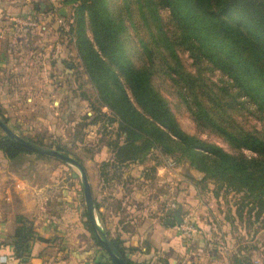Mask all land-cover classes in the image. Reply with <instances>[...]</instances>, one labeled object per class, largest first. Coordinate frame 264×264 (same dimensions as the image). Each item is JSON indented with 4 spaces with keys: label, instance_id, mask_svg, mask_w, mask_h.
I'll use <instances>...</instances> for the list:
<instances>
[{
    "label": "trees",
    "instance_id": "obj_1",
    "mask_svg": "<svg viewBox=\"0 0 264 264\" xmlns=\"http://www.w3.org/2000/svg\"><path fill=\"white\" fill-rule=\"evenodd\" d=\"M62 3L72 7L68 33L97 102L111 112V123L117 122L115 139L109 143L112 163H141L157 151L200 173L199 183L212 182L251 200L245 215L259 222L264 214V128L251 131L243 121H264V0ZM39 8L21 7L19 13ZM181 54L191 60L192 71L185 68ZM214 73L216 81L210 79ZM161 88L189 113L199 131L218 137L230 151L184 132ZM0 121L7 126L1 110ZM22 139L69 155L60 146ZM0 153L13 169L22 168L30 156L46 158L2 131ZM95 207L98 211L97 203ZM236 213L242 219V209ZM84 216L93 242L101 248L86 211ZM16 224L11 247L15 259L21 260L30 256L31 243L38 237L28 219L18 216ZM110 243L125 264H137L123 241L114 238ZM106 258L102 264H114Z\"/></svg>",
    "mask_w": 264,
    "mask_h": 264
},
{
    "label": "crops",
    "instance_id": "obj_2",
    "mask_svg": "<svg viewBox=\"0 0 264 264\" xmlns=\"http://www.w3.org/2000/svg\"><path fill=\"white\" fill-rule=\"evenodd\" d=\"M19 8L0 5V110H4L7 126L16 135L40 140L44 138L36 133L46 123L45 112H50L56 100L60 102L59 95L71 90V79L78 72L66 61L64 51L52 58L58 46L56 23H45L47 32L15 28L11 17L31 14H20ZM161 159L163 163L154 167L158 181L151 185V193L157 200L148 205L153 211L150 216L130 214L121 219L92 195L93 203L98 204L97 221L109 242L114 238L123 241L129 258L137 264H249L243 252L231 248L222 229L216 230L204 213L196 214L198 232L189 241L179 236L177 225L166 224L162 206L168 193L176 195L177 209L172 215H181L203 196L199 183L202 175L187 164L184 169L179 165L169 169L163 156ZM23 166L11 168L0 153V257L13 254L11 243L18 216L31 221L39 239L31 243L29 257L0 264L106 263V253L95 245L86 227L78 185L26 183V177L20 175Z\"/></svg>",
    "mask_w": 264,
    "mask_h": 264
},
{
    "label": "rangeland",
    "instance_id": "obj_3",
    "mask_svg": "<svg viewBox=\"0 0 264 264\" xmlns=\"http://www.w3.org/2000/svg\"><path fill=\"white\" fill-rule=\"evenodd\" d=\"M62 1L0 0V5H5L8 8L40 6L38 10L31 13L36 16L41 15L43 11L55 10V13L59 15H56L50 23H54L55 20L62 17L60 15V11H62L65 13L66 19H60L66 21L69 30L70 26L73 27L72 7L63 5ZM162 15L165 16L166 13H162ZM66 48L71 53L66 61L74 66L78 73L71 79L73 82L71 90L67 94H58L60 102L56 100V104L50 106V112H45L46 125L43 124L36 134L42 135L44 139H40V141L46 146H60L69 153L68 156L76 157L81 161L94 199L98 198L101 204L108 206V212L119 213L121 219L127 218L130 214H140L141 217L143 215L150 216L153 211L148 210V205L150 201L157 200L151 193L153 189L151 185L158 181L154 167L163 163L162 155L157 151H152L141 163L124 165L112 163L109 143L115 139L117 122L111 123L113 115L97 102L96 91L81 67L74 44L67 42ZM180 57L185 68L192 71L191 60L187 54H181ZM210 79L216 81L218 74L210 75ZM160 91L168 100L169 106L184 132L215 144L225 151H230L218 137L199 131L189 113L179 105L167 89L161 88ZM58 103L59 105H57ZM1 112L4 115L3 109ZM39 114L42 117L44 110L39 111ZM48 114L49 119L47 120ZM91 120L97 122L89 124ZM243 123L245 128L251 131H259L264 128V121H257L253 118H248ZM65 145L66 148H64ZM245 155L248 156L250 153L245 152ZM171 159L175 162L174 158ZM176 164L182 166L183 169L185 167V163ZM23 167L20 175L26 177V183L47 186H52L55 183L69 186L70 183H75L78 185L81 197L83 196L78 171L59 160L49 157L39 159L30 156ZM182 171L184 172L186 169ZM102 172L105 173V176L101 179L99 175ZM200 189L203 196H200L199 202L185 209L193 213L194 222L196 223L197 213H204L208 217V222L214 224L216 230L222 229L228 245L237 252H243L244 256L241 255V257L247 259L249 264H264V214L259 222L253 223V218L248 221L247 215H245L248 210L245 205L251 200L242 194L219 189L212 182L202 183ZM210 191L211 193H209ZM174 196H176L174 193L167 195L169 199L176 201ZM248 205L251 206V204ZM237 208L242 209V219L236 213ZM109 228L112 230V224Z\"/></svg>",
    "mask_w": 264,
    "mask_h": 264
},
{
    "label": "built area",
    "instance_id": "obj_4",
    "mask_svg": "<svg viewBox=\"0 0 264 264\" xmlns=\"http://www.w3.org/2000/svg\"><path fill=\"white\" fill-rule=\"evenodd\" d=\"M55 10L43 11L41 15L36 16L35 14L30 15H15L11 17V23L15 28L18 29H34L38 28L41 32H47V29L44 27L45 23H50L55 19L56 16ZM55 20L56 23L55 30L58 34V46L56 47L55 53L52 58H58L60 52L64 51L67 54L66 58L71 56V53L67 50V42L74 43V39L71 38L68 33V25L66 21L60 19ZM70 36V39L68 38ZM165 166L169 169L176 168L177 164L169 157H164ZM177 209V205L173 199L167 198L162 206V216L163 218H169ZM177 231L179 236L185 240H191L198 232V228L193 219V213L189 210H185L181 215L180 223L177 225ZM16 259L13 254L8 257H0V263H11Z\"/></svg>",
    "mask_w": 264,
    "mask_h": 264
},
{
    "label": "water",
    "instance_id": "obj_5",
    "mask_svg": "<svg viewBox=\"0 0 264 264\" xmlns=\"http://www.w3.org/2000/svg\"><path fill=\"white\" fill-rule=\"evenodd\" d=\"M60 14L65 15V13L62 11H60ZM0 131H2L8 138L19 143L21 146L30 150L34 154L59 160L62 163L72 168H75L78 171L80 184H81V190L83 194L85 211L87 214L88 221L91 225V228L93 229V231L95 232L97 236L99 245L101 246L103 251L106 253V255L113 261L114 264H125L123 259L117 254L116 250L113 248V246L107 239L104 233V230L102 229V227L97 221L96 209L93 203L91 188H90L87 175L85 173L83 166L70 156L61 154L55 150H49L46 148H42V147H39V146H36L29 142L24 141L21 137L16 135L11 129H9L8 126L4 125L1 121H0ZM181 215L179 212H176L174 215H172L170 218L166 220V224L170 226L178 225L181 220Z\"/></svg>",
    "mask_w": 264,
    "mask_h": 264
}]
</instances>
